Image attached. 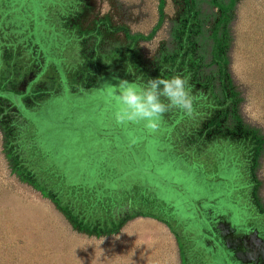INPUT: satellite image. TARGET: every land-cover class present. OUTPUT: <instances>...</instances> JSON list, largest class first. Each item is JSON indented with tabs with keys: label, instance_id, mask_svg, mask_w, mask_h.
I'll use <instances>...</instances> for the list:
<instances>
[{
	"label": "rangeland",
	"instance_id": "1",
	"mask_svg": "<svg viewBox=\"0 0 264 264\" xmlns=\"http://www.w3.org/2000/svg\"><path fill=\"white\" fill-rule=\"evenodd\" d=\"M17 1L0 0V264H264V143L249 149L253 130L264 140V0L224 14L230 0ZM214 33L225 77L198 51ZM185 72L192 115L172 110L155 133L115 123L113 76ZM123 142L149 143L181 188L151 184L147 211L164 198L173 229L126 206L110 225L95 202L82 210L94 161H125Z\"/></svg>",
	"mask_w": 264,
	"mask_h": 264
},
{
	"label": "trees",
	"instance_id": "2",
	"mask_svg": "<svg viewBox=\"0 0 264 264\" xmlns=\"http://www.w3.org/2000/svg\"><path fill=\"white\" fill-rule=\"evenodd\" d=\"M1 1L5 2V3L10 2V1L12 3H14V2L18 3L17 0H1ZM233 5H234V0H230L227 7H222L219 5V8L223 11V14H224L226 11L230 10L233 7ZM159 7H160V11H161V9H162L161 2H160ZM224 19L225 18L223 16L222 20H224ZM211 37H212L211 50H208V54H205V52L202 51L201 47H199V50H198L200 52L199 54L203 59V63L206 64L208 62L207 56H209V53H210L211 58L213 59L212 61L216 65L211 64L209 66V68L212 66H213V68L215 67L216 69H218L219 74L222 77H225V75H226L225 66L227 65V61L224 58V55L223 54L221 55V53H220L219 37L216 35V33L212 34ZM198 41H199L198 43H201L200 40H198ZM187 74H188V72H185V73H181L180 75L186 76ZM0 91H2V90H0ZM17 98H18V95H16V93H15L12 96V100H14V101L17 100V102H19V100ZM35 118L38 119L40 117L36 116ZM44 118L48 119L47 116H44ZM70 126H71L70 124H65L64 122L55 123L53 131L51 132V135H50L52 140L53 141H57V140L59 141L63 137L60 133L56 134L54 132V129H56V128H62V129L63 128H70ZM72 127H74V126H72ZM75 127H77V126H75ZM71 129H73V128H71ZM114 134H115V136H117V138L123 137V135L121 133H119L118 135L116 133H114ZM103 135H106V134L103 133ZM251 135H250L251 137H250L249 149L251 148L254 150V153H255L254 156H255L256 154L259 153L260 148H262L264 140H262V138L257 136L258 134L256 133L255 130L252 131ZM67 145L64 146L65 151L68 148ZM122 145H123L122 151H124V152L127 151L129 154V155H126V157L124 159L125 161H122V160L115 161L116 160L115 157L110 158L109 157L110 155H106L107 158L105 157V159L103 158V160H100L98 162L95 158L93 159V160H96V161H94L95 164H93L94 176H92V177L90 176L92 179L90 181V183L92 185L90 190H93V191L90 193L87 192V193L82 194L83 197H85L83 200V203L85 205L83 206L82 210L84 212H87L88 210H90V208H92V205H90V203L95 202L98 205V207L96 206L97 208L94 209L95 215H98V214L103 215L105 217L103 220H106L105 221L106 225H110L113 223L115 224L116 221H114L113 219H110V218H109V220L107 219V217H109V212L113 211L115 208H116V210L120 211L119 210L120 208H123V206L124 207L126 206L127 207V213L126 214H132V215L133 214H140L143 216H152L153 218H157L159 220H162L168 227L173 229V227L171 226V220H170V218L167 217V214L164 211L165 205L162 202V200H164V198L156 197L158 200L161 201L160 206H159L160 209L155 208L157 213H152L150 211L151 210L150 207H152L153 204L155 205L157 202L153 198L152 199L150 198L152 195L151 192H152V187H153L151 184L157 183L158 187H160L161 189H165L166 192L168 191V188H173V189L177 188V189H179V191L181 190V188L178 186V184H175L174 181H171L170 178H167V172H165V170L158 168V167H161L160 165H162L161 159L157 155H156V157H154L155 154L153 155L150 152V150L148 151V149L150 147H151L150 149H154V147H152L149 143L146 142V144H143V145H141V143H139L137 145L138 150H136V152L134 151L132 146L128 145L127 143L123 142ZM117 146H115V147H117ZM177 146H178V144H177ZM61 148L63 149V147H61ZM112 149H113L112 151L115 152L114 146L112 147ZM149 152H150V154H149ZM138 153L143 154V157L142 158H139V157L135 158V155H137ZM48 154H49V160L54 162V163H56L57 158H58L57 161L63 159V157H61V156L56 155V157H55L53 154H50L49 152H48ZM51 157H52V159H51ZM113 159H115V160H113ZM113 161H115V162H113ZM158 161H160V162H158ZM74 163H75V161H74ZM74 163L69 162V164H66L68 167L67 169H69V167H71V164H74ZM155 167L158 170H156ZM83 179H84V177H83ZM101 179L102 180L104 179V182ZM78 180H76V183H77V181L79 183L82 182V180L80 178H78ZM99 180H101L102 183ZM106 181H107V183H106ZM72 184H74V183H72ZM73 186H75V185L70 184V187H68V189L72 190ZM156 187H157V185H156ZM154 191H155V189H154ZM147 209H150V210L147 211ZM80 213L82 214V211H80ZM87 215L88 214H83L81 216H84L86 218ZM85 224L88 226H91L93 224V222L88 223V220H85Z\"/></svg>",
	"mask_w": 264,
	"mask_h": 264
},
{
	"label": "clouds",
	"instance_id": "3",
	"mask_svg": "<svg viewBox=\"0 0 264 264\" xmlns=\"http://www.w3.org/2000/svg\"><path fill=\"white\" fill-rule=\"evenodd\" d=\"M115 83L107 84L114 98V120L125 129L142 127L148 133L157 132L166 113L172 110L192 115L194 97L187 76L168 78L141 76L135 80L113 76ZM131 134V133H130Z\"/></svg>",
	"mask_w": 264,
	"mask_h": 264
}]
</instances>
